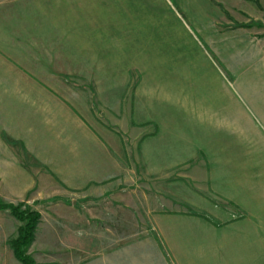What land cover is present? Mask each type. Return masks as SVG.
Here are the masks:
<instances>
[{
  "label": "rangeland",
  "instance_id": "rangeland-1",
  "mask_svg": "<svg viewBox=\"0 0 264 264\" xmlns=\"http://www.w3.org/2000/svg\"><path fill=\"white\" fill-rule=\"evenodd\" d=\"M0 203V264L9 207L39 215L35 264L173 215L264 231V0H0Z\"/></svg>",
  "mask_w": 264,
  "mask_h": 264
},
{
  "label": "crops",
  "instance_id": "crops-1",
  "mask_svg": "<svg viewBox=\"0 0 264 264\" xmlns=\"http://www.w3.org/2000/svg\"><path fill=\"white\" fill-rule=\"evenodd\" d=\"M228 195L226 199L230 200L232 197ZM125 209L127 207L123 206L115 211L127 214ZM245 214V222L223 227L208 223L210 218L206 215H201L200 219L173 215L164 227L152 232L151 240L143 238L131 245L126 230L106 228L105 256L98 261L101 264H129L130 252L137 250V264H264V231L253 227L255 213L248 208ZM116 215L118 213L111 211L109 219H123ZM212 217L220 221L219 214Z\"/></svg>",
  "mask_w": 264,
  "mask_h": 264
},
{
  "label": "trees",
  "instance_id": "trees-1",
  "mask_svg": "<svg viewBox=\"0 0 264 264\" xmlns=\"http://www.w3.org/2000/svg\"><path fill=\"white\" fill-rule=\"evenodd\" d=\"M8 206L0 203V210L6 209ZM11 215L16 218L22 226L18 229L17 236L10 242L13 257L20 264H35L32 258L27 254V248L34 241L35 232L39 223V215L33 212H17L15 208H10Z\"/></svg>",
  "mask_w": 264,
  "mask_h": 264
}]
</instances>
